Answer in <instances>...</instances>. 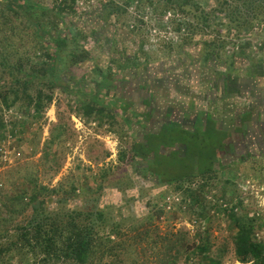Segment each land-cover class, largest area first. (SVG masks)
Masks as SVG:
<instances>
[{"label": "rangeland", "instance_id": "obj_1", "mask_svg": "<svg viewBox=\"0 0 264 264\" xmlns=\"http://www.w3.org/2000/svg\"><path fill=\"white\" fill-rule=\"evenodd\" d=\"M28 1L46 7L54 2ZM193 1L207 11L229 0ZM153 2L155 4V0ZM165 6L150 5V0H76L72 24L77 35L86 34L80 46L91 58L86 66L72 67L66 72L59 68L60 82L69 93L54 91L51 105L38 119H33L32 110L24 107L23 100L9 109H4L0 102V119L4 124V129H0V201L25 196L24 202L14 201L5 210L19 213L12 223H1L8 235L13 232L15 224L22 223L31 213V206L25 203L32 195L27 180L34 178L39 186L48 190L47 195L52 190L59 191V198L69 194L67 203L74 209L86 207V203L107 205L105 212L113 213L112 220L119 221L123 233L121 252L113 254H117L116 258L100 255L95 264H160L155 256L144 258L146 245L141 237L138 238V227L149 229L157 252L169 244L167 239L174 241L181 237L177 264H204L206 260L195 250L203 243L209 249L207 258L220 264H240L234 254L235 230L230 213L246 219L255 218L256 227H260L256 231L257 238L264 242V126L256 123L258 113L255 117L244 116L247 111L249 114L253 112V100L247 101L243 96L224 101L216 99L220 108L215 109L212 108L214 102H207L214 110L211 112L214 118L218 123L223 122L224 131L214 134L208 124L206 131L196 126L183 132L189 124L180 126L183 131L176 124H170L164 130H172L171 138L169 132L162 136L169 137L168 140L175 145L160 148L161 155L166 157L156 158L153 153L147 160L131 163L132 145L144 143L143 134L153 133L160 138L162 130L150 126L144 132L138 129V77L128 74L127 70L120 71V65H136L137 70L139 66L147 65L150 76L142 81L154 84L162 75H165L163 78L168 76L169 86L183 82L179 83L183 85V88L180 86L181 92L192 98L199 97V92L204 91L203 86L197 90L194 88L197 82L209 78L214 64L220 73L228 67L231 69L229 73L242 79H246L247 69L252 65H264L261 57L264 54V30L259 31L264 24L254 23L255 30L248 35L235 33L230 36L226 30L219 35L220 24L226 23L225 20L214 23L213 19L212 23L205 25L197 19L195 7L183 13ZM111 7L112 15L107 20L104 18L107 14L103 16L99 11L107 13ZM222 18L219 15L218 19ZM87 19L90 21L85 25ZM13 21L16 25L20 23L19 19ZM97 25L101 27L97 28ZM97 33L100 34L98 38L95 37ZM16 35V43H23L22 52L32 58L36 54L32 37L23 31ZM11 51H15L16 56L19 52L18 49ZM205 56L210 59L204 65L206 69L198 66ZM187 63L190 72L185 73V66H182ZM174 67L176 73H173ZM158 71L165 74H157ZM114 73L115 88L112 90L106 85L105 78L111 80ZM4 78L7 83L0 82V87L9 83L8 77ZM121 79L127 90H120L118 81ZM38 88L40 86L32 87L30 94L34 95ZM93 93L96 94L94 98ZM155 100L154 110L159 109L162 113L171 107L189 109L181 99ZM85 104L101 105L109 111L104 115H86ZM254 112L258 111L255 109ZM189 116L187 114L186 120ZM248 120L249 127L241 126ZM218 127L219 130L222 128L221 125ZM59 128L63 130L61 140L52 144ZM235 141L234 147L232 143ZM229 142L231 148L225 152ZM153 150L157 152L155 148ZM123 153L126 157L120 161ZM148 162L157 177L146 170L143 176L137 177L138 168L135 173L134 168L147 166ZM214 167L216 174L203 176L196 173ZM187 175L184 180L172 182ZM67 203H48L45 209L55 211L61 208L59 212L65 213ZM4 237L3 242L7 240ZM111 241L116 243L118 239L111 236Z\"/></svg>", "mask_w": 264, "mask_h": 264}, {"label": "trees", "instance_id": "obj_2", "mask_svg": "<svg viewBox=\"0 0 264 264\" xmlns=\"http://www.w3.org/2000/svg\"><path fill=\"white\" fill-rule=\"evenodd\" d=\"M75 3L76 0H54L52 6L46 7L42 4L36 5L28 0H0V5L3 6V8H0V14L2 15V22L0 23V82L7 83L4 78L5 76L9 80L8 84L0 87V102L4 109L12 108L23 100L24 107L32 110L34 114L33 119H38L44 110L51 105L54 91L60 90L69 93V90L65 86H62L60 82L61 72H66L72 67L86 66L91 58L90 54L83 49V46H80L82 38L87 37L86 34L82 35L80 33L77 35L75 25L72 24V16L75 14ZM155 4H164L167 8H177L183 13L195 7L194 9L198 11L197 19L205 25L209 22L212 23L213 19L214 23H219L218 20H225L226 23L220 24L219 35H222L224 30L230 36L236 35L235 33H238L239 36L242 34L248 35V33L250 34V32L255 30L254 23L264 24V0H229L218 3L216 9L207 11L202 10L203 8L195 4L193 0H155ZM155 4L153 0H150V5ZM102 8L105 7L103 6ZM112 11L113 8L107 13L102 10L99 12L100 14L103 12L101 14L103 16L107 14L104 18L108 20L112 15ZM219 15H222L223 18L218 19ZM14 19L20 20L19 25L14 23ZM88 21L90 19H87V22L84 24L87 25ZM98 26L100 25L96 27L99 28ZM262 30H264V25L259 27V31L262 32ZM19 31H23L26 34L28 32V35L32 37V40L35 42L33 50H36V54L40 52L38 57L35 54L34 56L36 57L32 56L31 58L25 52H22L23 43L18 41L20 43L17 44V41H15L18 38L16 34ZM99 36V33L95 35L97 38ZM11 49L19 50V52L17 51V56L15 55L16 52L11 51ZM211 59H213L212 56ZM209 61V56H205L202 59L203 65L209 63ZM133 66L125 67L120 65L118 68L120 71L127 70L128 74L130 73L136 78L138 77V80H143L145 77L150 76L147 65L144 67L139 66L138 70L135 67L136 65ZM211 70H213V67H211ZM161 73H164V71L157 72V74ZM221 74H223L221 75L222 79L220 77L219 80L222 81V86L224 87L222 90H218L220 94L221 92L224 94L221 97H233L236 94L241 97L243 94H248L250 100L254 101L253 112L256 109V111L264 116L263 86L260 87L261 89H258L257 86L251 85L248 82V78L240 83H236L225 76L224 73ZM68 76L71 77L72 75ZM163 76L165 75H162L158 79V83L166 84V89L161 91L166 96L167 93L165 92L168 91L170 86L167 82L168 78H163ZM207 81H204V83ZM105 82L111 86L110 78H105ZM94 83L97 87L99 86L96 82ZM39 86L40 88L35 90V94L31 95L30 89ZM41 86L46 88L45 92H43ZM93 92L95 91L93 90ZM95 93L91 95L93 98L96 96ZM260 94L262 95L259 97ZM155 98L157 97L154 96L153 99L155 100ZM150 100H152L151 97H149ZM83 107L86 115L95 113L104 115L109 111V109L101 105L85 104ZM209 122H213V120ZM179 125L176 124L179 130L183 131ZM241 126H244L243 123ZM163 127L159 134L161 135L160 138L152 133L144 137V143L132 145L131 163H136L137 160H147L153 152L156 158L166 157L165 155H161L160 148H172L175 143L168 141L170 143L167 145V141L165 140L167 136L162 135L169 132L168 135L171 136L170 131L172 130H164L167 127ZM0 129H4L1 119ZM211 130L214 134L217 133L215 130ZM62 131L61 128L57 130L58 134L54 141H51L52 144L56 140H61ZM177 145L180 144L177 143ZM44 153L46 154V152ZM125 157L124 153L120 155V161H123ZM137 168V177L143 176L145 170L146 173H150V175L154 174L157 177L155 175L156 171L153 167H150V163L147 166H142V168L138 165V167L134 168V173L137 171ZM151 168L154 171L152 173ZM196 173L203 176L212 175L216 174V169L214 167L196 171ZM186 177L188 175L176 178L172 182H179ZM27 184L31 187L32 195L27 199V204L25 203V205L31 206V213L29 216H26L22 223L13 226L11 235H8L6 230L1 228V223L3 221L5 223L8 221L12 223L13 220H17L16 218L19 216V213L15 211L8 213L5 210L14 201L21 200V202H24L25 196L18 195L16 198L14 197L15 199L8 198L6 202L0 201V264H11V261L15 258L19 259L14 260L13 264H27L29 262L30 264H95L96 258L100 255L109 258L114 253L121 252L122 242L120 239L123 233L120 231L119 221H113V213L105 212L104 209L108 207L107 205L101 204V207L96 204L87 205L86 203V207L74 209V207L67 203V196L69 194L65 198H59V191L52 190L49 191L51 194L47 195L48 190L39 186L34 178L33 180L28 179ZM98 189L100 190L101 187ZM74 190L72 188L71 192L74 193ZM39 197L42 198L39 199ZM61 202L67 203L68 207L65 213L59 212L61 208H57L55 211L45 209V205L48 203L57 204ZM229 216L235 230L233 240L234 254L237 262L240 264H264V242L257 238L256 231L257 228H260L256 227V224L258 225L257 220L255 218L246 219L242 216L238 217L233 213H230ZM148 220L150 222L151 218ZM150 235L148 228L138 227V238L141 237L146 245V249L143 250L144 258L147 259L148 256L154 258L155 256L160 264H177L181 253V237L175 238L176 240L174 241L165 238L169 244L164 247L163 251L157 252L156 244L153 245L154 242L151 240L152 238L150 239ZM111 236H114L118 241L116 243L115 241H111ZM3 237L7 239L5 242L1 241ZM150 240L151 244L148 245ZM112 244L113 246H111ZM195 250L200 253L204 261L206 260L204 264H220L217 260L207 258L206 254L209 252L207 244L203 243L200 247L195 248ZM113 257L116 258L117 254L113 255Z\"/></svg>", "mask_w": 264, "mask_h": 264}, {"label": "crops", "instance_id": "obj_3", "mask_svg": "<svg viewBox=\"0 0 264 264\" xmlns=\"http://www.w3.org/2000/svg\"><path fill=\"white\" fill-rule=\"evenodd\" d=\"M245 38H250V36H246ZM247 41H251L250 39H248ZM262 59H264V54L261 56ZM192 61H190L189 63H191ZM264 62V61H262ZM189 63L187 64H183L182 67L185 66V73L190 72L188 70L189 68ZM256 65L260 64L257 62H254ZM198 66L199 67H203L206 69V67H204L202 60L198 62ZM254 65H252L251 67H249L247 69L246 72V76L245 78H248V82L251 83V85L257 86L258 89H261L260 87L263 86L264 88V65L260 64L258 67H253ZM213 70H211V75L209 76V78L207 79H203V82H197V85L195 86L196 88L194 89H199L201 88V86L204 87V91H200L199 92V97H189L186 96L183 92H181L182 89H180V86L182 87L183 85H179L182 84L183 82L178 81L176 83H172L168 89V91H170L167 93L166 95H168L167 97L162 94L161 91H163L164 89H166V84L165 83H158L156 80L153 83H145L144 81H140V79L138 80V129L142 132L149 130L150 128H159L161 129L163 126V128H166V126L170 125V123L172 124H180L181 122H184L182 124L179 125V127L183 124H189L188 126H186V128H184V130L186 132H189L190 130L194 129L196 126H199V128L204 129L206 131L208 124H210L211 128L213 130H215V132L217 133H221L223 130V122H219L214 118V114H212L211 112H213L215 109V107L220 108L219 105H217L218 102H215L217 100H228V99H238L239 95L236 94L235 96H228V97H221V95H224L219 93V89L222 90L224 87L222 86V81H220V77L222 79L223 74H221L217 69H216V65L212 66ZM228 67H226L224 69V75L227 76L230 80H232L233 82L236 83H240L245 79H242V77H235V75L229 73L231 71V69H227ZM174 72H177L176 67L173 68ZM163 70V69H162ZM229 71V72H228ZM172 72V71H171ZM165 74V72H164ZM168 74V73H167ZM169 76H171V73L169 72ZM191 74V73H188ZM174 76V75H173ZM168 78V76H167ZM115 73L112 76V79L110 80L111 86L108 84V86L110 87V89L114 90L113 88H115ZM128 80V79H127ZM208 80V81H207ZM204 81H207L204 83ZM167 82L169 83V81L167 80ZM118 84H120V90H127L126 88H124L123 84V79H121L120 81H118ZM107 85V84H106ZM161 85V86H160ZM164 85V86H163ZM183 88V87H182ZM185 89V88H184ZM188 89V88H187ZM186 89V90H187ZM217 89V90H216ZM190 90V89H188ZM216 91H218L217 93H215ZM205 92H207L205 95H203ZM209 92V94H208ZM263 94V93H262ZM260 94L259 97L262 95ZM264 95V94H263ZM154 96H156L158 99L163 100L166 98H171L174 100L177 99H181L183 100V104H187L189 109H186L185 107H182V109H175V107H171L169 112H160L159 109L154 110L153 105L155 104L156 100H154ZM204 96V97H203ZM243 99L249 101L250 98L248 96V94H243ZM241 96V97H242ZM149 97L152 98V100L149 101ZM177 98V99H176ZM156 99V98H155ZM217 99V100H216ZM188 102V103H187ZM210 102L211 104H213V102L215 104H213L212 108L208 107V103ZM174 104V103H173ZM254 110V109H253ZM169 113V114H168ZM252 113V115H251ZM256 113H260V112H250V114L248 113V111L244 114V116H254L256 115ZM164 114H168L167 118H163ZM187 114H189V118L186 120V116ZM258 115V119H256V123L261 124L263 123L264 126V117L262 116V114H257ZM259 115H261L262 118L259 117ZM241 117V116H240ZM239 117V119H240ZM164 119L168 120L165 121ZM177 119V120H175ZM210 120H213V122H209ZM251 121V118H250ZM188 122V123H187ZM162 124V125H161ZM219 125H221L222 128H220L219 130ZM244 127H249V120L246 123H243ZM147 126H150L149 129H147ZM162 126V127H161ZM184 126V127H185ZM161 127V128H160ZM243 129V128H242ZM152 134V133H150ZM143 138L147 135L143 134L142 135ZM170 139L169 137L166 138V141L168 142ZM168 145V143H167Z\"/></svg>", "mask_w": 264, "mask_h": 264}, {"label": "flooded vegetation", "instance_id": "obj_4", "mask_svg": "<svg viewBox=\"0 0 264 264\" xmlns=\"http://www.w3.org/2000/svg\"><path fill=\"white\" fill-rule=\"evenodd\" d=\"M254 117H255V115H254ZM170 124L172 125V123H170ZM244 134H245V133H244ZM156 136L158 137V135H156ZM168 136H169V135H168ZM169 137H170V136H169ZM167 138H168V137H167ZM165 140H166V139H165ZM236 142H237V141L233 142V143H232V146L235 147L234 143H236ZM230 148H231V144H230V142H229V143H228V146H227V150L225 149V152L228 151V149H230ZM153 153H154V152H153ZM153 153H152V154H153ZM154 154H155V153H154ZM154 154H153V155H154Z\"/></svg>", "mask_w": 264, "mask_h": 264}, {"label": "built area", "instance_id": "obj_5", "mask_svg": "<svg viewBox=\"0 0 264 264\" xmlns=\"http://www.w3.org/2000/svg\"><path fill=\"white\" fill-rule=\"evenodd\" d=\"M4 159H5V157H4Z\"/></svg>", "mask_w": 264, "mask_h": 264}]
</instances>
